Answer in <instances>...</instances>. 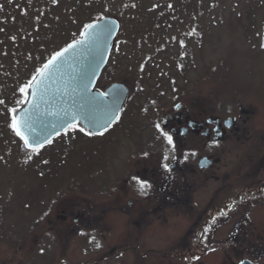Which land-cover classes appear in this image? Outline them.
I'll use <instances>...</instances> for the list:
<instances>
[{
	"label": "rangeland",
	"instance_id": "374dc122",
	"mask_svg": "<svg viewBox=\"0 0 264 264\" xmlns=\"http://www.w3.org/2000/svg\"><path fill=\"white\" fill-rule=\"evenodd\" d=\"M104 13L120 30L97 85L129 87L120 117L102 133L75 125L25 146L11 123L34 77ZM199 91L223 109L264 100V0H0V264H159L170 248L149 250V229L61 228L82 226L73 219L80 211L95 216L86 204L111 190L103 180L113 183L133 160L127 152L153 146L158 119ZM256 216L260 227L238 244L264 264V215Z\"/></svg>",
	"mask_w": 264,
	"mask_h": 264
},
{
	"label": "flooded vegetation",
	"instance_id": "af4514ba",
	"mask_svg": "<svg viewBox=\"0 0 264 264\" xmlns=\"http://www.w3.org/2000/svg\"><path fill=\"white\" fill-rule=\"evenodd\" d=\"M212 100L211 93L199 91L193 100L176 102L158 119L160 129L149 140L155 144L125 152L133 160L113 183L103 180L113 196L105 187L100 204H86L97 214L80 211L73 219L83 225L62 231L134 225L149 229V238L156 241L149 242V250L170 248L159 264H234L235 258H242L237 264H262V254L247 248L241 252L238 243L253 235L249 229H258L256 215H264V100L260 105L229 101L224 109ZM161 130L172 137L171 144ZM133 177L146 182L143 193ZM176 232L182 234L178 242Z\"/></svg>",
	"mask_w": 264,
	"mask_h": 264
},
{
	"label": "water",
	"instance_id": "95a60500",
	"mask_svg": "<svg viewBox=\"0 0 264 264\" xmlns=\"http://www.w3.org/2000/svg\"><path fill=\"white\" fill-rule=\"evenodd\" d=\"M89 25L94 27L87 25L79 39L59 51L62 55L40 70L30 84L27 102L16 111L21 135L30 148L45 145L67 130L66 125L80 123L89 132L101 133L120 115L129 87L113 82L104 90L95 88L120 22L104 16ZM105 26L111 29L110 35ZM242 262L253 264L250 260Z\"/></svg>",
	"mask_w": 264,
	"mask_h": 264
},
{
	"label": "snow or ice",
	"instance_id": "6c2138e0",
	"mask_svg": "<svg viewBox=\"0 0 264 264\" xmlns=\"http://www.w3.org/2000/svg\"><path fill=\"white\" fill-rule=\"evenodd\" d=\"M87 27L89 28H93L94 26L93 25H88ZM105 31L110 35L111 34V29L108 28L107 26H105ZM69 47H72V45H70ZM65 51H67V49H65ZM62 53L58 52L56 53V56H54L52 58V60H50L48 62V64H46L44 67L47 68L50 64H52L59 56H61ZM35 79V78H34ZM25 89H21V92H23ZM0 103H2V101H0ZM68 127H75V125H66ZM11 127L13 128V130L16 131V134L18 136H21V139H24V137L21 135V131H20V127L18 126V123H17V120L15 118V116H13L12 118V123H11ZM157 129H160V125L157 124L156 125ZM81 131H83V129H80ZM161 134L165 136V138L167 139L168 143L171 144L172 143V137L170 135H168L167 133L163 132V130H161ZM28 141L25 140V146L28 145ZM165 167L167 168V165H165ZM133 179H136L137 180V183L140 184V188H141V192L143 193L144 191V188H145V185H146V182L144 181H139L138 178L136 177H133ZM205 231H207V229H205ZM97 247H99V245H97ZM198 259V258H197ZM241 264H243V262H241Z\"/></svg>",
	"mask_w": 264,
	"mask_h": 264
},
{
	"label": "trees",
	"instance_id": "16d2710c",
	"mask_svg": "<svg viewBox=\"0 0 264 264\" xmlns=\"http://www.w3.org/2000/svg\"><path fill=\"white\" fill-rule=\"evenodd\" d=\"M162 2H163V1H162ZM105 15H107V14L104 13L103 16H105ZM57 52H58V51H57ZM98 83H99V81H98Z\"/></svg>",
	"mask_w": 264,
	"mask_h": 264
}]
</instances>
